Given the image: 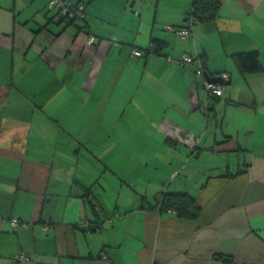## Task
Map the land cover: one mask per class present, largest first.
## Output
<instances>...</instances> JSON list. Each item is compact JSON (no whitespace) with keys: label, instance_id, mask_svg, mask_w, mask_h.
Listing matches in <instances>:
<instances>
[{"label":"crops","instance_id":"1","mask_svg":"<svg viewBox=\"0 0 264 264\" xmlns=\"http://www.w3.org/2000/svg\"><path fill=\"white\" fill-rule=\"evenodd\" d=\"M86 1L88 33L83 23L57 22L46 0H0V264H264V71L243 77L230 58L256 50L264 69V0H220L219 17L193 25L185 47L174 29L192 0H166L188 4L163 32L157 15H126L128 0ZM154 38L168 42L171 59L206 54L210 75H229L223 96H207L194 65L132 57ZM140 74L151 79L146 91L136 86ZM135 98L144 113L162 115L144 124L154 134L139 143L90 137L100 145L89 150L86 131L97 135L109 122L105 111L89 122L86 115L112 102L114 129ZM110 176L130 188L128 198L108 196L121 187ZM167 187L197 199L196 220L142 205L141 196L152 201Z\"/></svg>","mask_w":264,"mask_h":264},{"label":"rangeland","instance_id":"2","mask_svg":"<svg viewBox=\"0 0 264 264\" xmlns=\"http://www.w3.org/2000/svg\"><path fill=\"white\" fill-rule=\"evenodd\" d=\"M135 1H136V4H135ZM46 2H47V0H46ZM187 4L188 3H186V4H174V3H170L166 0L158 1V2H156L155 0H128L127 1L126 15H133L134 14L133 11L137 15L141 12L142 13V19H145V18H152L153 19L154 16L157 15V22H158L157 31L163 32L162 30L165 27L164 22H168V20L174 19L176 17V15H178L182 10H184V8L187 6ZM46 8H47L46 10H49L50 13H53V14L55 13L54 10L49 9V6L47 4H46ZM189 8H190V6L188 7V10H189ZM96 10H98V9L96 8ZM136 14H134V15H136ZM81 19H83V17ZM136 19L138 21L139 17L137 16ZM174 36L176 37L178 47H180L181 45L185 47V46L189 45V42H191V41L194 42L193 34H191V36L189 38H187V37L182 38V37H180V35L178 36L176 34ZM134 49L135 48H133L132 50H134ZM165 54H167V53H165ZM183 54H186V53H183ZM183 54L181 53V55H183ZM132 57H134V56H132ZM180 57L182 60V56H180ZM137 58L138 57H135V59H137ZM167 58H169V57H167ZM179 59L180 58L176 59V62ZM183 64L193 65L192 63H190V64L183 63ZM118 65H120V63H118L116 66H118ZM199 69L202 71L200 66H199V68H196V67L193 68L192 74H195L196 76H200V74H197V70H199ZM150 85H151V79L150 78L149 79L146 78L145 82H142L141 74L137 76L136 86H140V89L146 91L147 86H150ZM98 86H100V85H98ZM152 86L154 87V86H156V84L153 82ZM175 94H177V93H175ZM121 100L122 99L120 97L118 99V102H120ZM137 102H138L137 98L133 99L131 101V103L128 105V107L130 108V109H128V111H126L125 113H123V111L119 112L118 116L115 119L116 122L119 124L116 125V127L114 129H113L114 125L112 123V120H113V117H115V114H114L113 110L110 111V107L114 103L111 102L107 108L103 104L98 105V107L96 108L98 111L97 114L94 113L92 115L89 113L88 115H86V121H88V122L91 121L92 117L96 118L97 116H99V113L101 111H105L107 113L105 115H103L104 121L109 122V123H107V126L105 128L109 127V130L97 131L98 133H97V135H95L96 131L89 129L88 131H86V134H87L86 137H83L81 139L82 142H87L89 144V145H86L89 150L93 149L95 152H99V149L95 145H100V142L96 141L93 143L92 138H90V137H94L96 140L105 139V141H106L107 137L109 138V140H112V139L114 140V139L118 138L120 134H123L126 137V139H131V140L135 141L136 143H139L138 140L140 138H142V136L144 134H147L148 132L149 133L152 132L154 134V131H148L147 132V130L144 128V124H146L147 121H151V122L157 121V120H159V118L162 117V115H160V114L148 115V114L144 113L138 107ZM133 108L136 109L137 112L133 111L132 110ZM157 109L160 112L163 111V108H157ZM169 110L171 112L172 109L170 108ZM174 116H175L174 117L175 122H177L179 124H182V123L188 124V121L185 120L184 115H174ZM99 134H102V135H99ZM111 134H112V138H110ZM157 136H158V134H157ZM95 147H96V149H95ZM101 147H104V146H101ZM103 149H104V155H105V153H107V159H108L109 163L110 164H117L118 160H116L115 154L112 151H108L110 149H107L106 146ZM90 156L91 155H89V157ZM125 156H127V155L125 154ZM89 157H88V159H90ZM121 159H122V157H121ZM104 162H105V159H104ZM120 163H121V160H120ZM188 165L190 166L191 163H188ZM200 165H201V162H200ZM110 169L114 170L112 165H111ZM94 171H98V168L95 166H94ZM98 176H101V174L99 172H98ZM110 179H112V181H114V183H116L117 186L121 185V187H120V189H118V191L120 193H118L117 189H113V187H112V189H110L108 196L110 195V197L119 196L120 198H125V197L128 198L129 197L128 190L130 188L128 186H125L121 181H119L117 179H114L112 177ZM108 183L109 182H107V186H108ZM97 184L100 185L99 180H97ZM165 189H167V188H161V191H163ZM84 222H86V221H84ZM87 223L89 224V227H91L90 223L89 222H87Z\"/></svg>","mask_w":264,"mask_h":264},{"label":"trees","instance_id":"3","mask_svg":"<svg viewBox=\"0 0 264 264\" xmlns=\"http://www.w3.org/2000/svg\"><path fill=\"white\" fill-rule=\"evenodd\" d=\"M48 3V0H47ZM220 8H221V1L220 0H192V3L190 5L189 11L186 13L185 16V23L184 26L189 27V21L191 20V26L195 25L194 22L201 23V22H207V21H215L220 14ZM53 10V9H51ZM54 17L57 16V11L54 10ZM57 22H60V18H56ZM83 18L80 23H83L81 29H84L86 32L88 31V25L86 22V25L84 23ZM75 21V20H74ZM72 21L71 24H75L76 26H80L79 22ZM87 27V28H86ZM178 28V27H177ZM88 33V32H87ZM168 42H164L160 39H153L151 40L148 47H146L147 53L155 52L159 55L168 57L165 53V48ZM165 45V46H164ZM165 53H164V52ZM192 57V64L199 68V64L201 65L202 73L200 76L203 78V82L207 81L206 79V73L210 75L206 71V62L207 57L206 54L196 55L193 56L189 54ZM230 58L233 61V64L235 68L237 69L238 73L243 76L247 77L249 75H256L259 73H262L264 71L260 59H259V53L256 50L253 51H244V52H233L230 55ZM168 60L175 61L176 64H179L176 62V59L167 58ZM215 76V75H210ZM205 91L207 93V96L210 98H213V102L218 101V97L216 95H213L212 92L207 89L206 87ZM236 105H240L241 103L236 102ZM206 110L202 109V113L208 117L209 115L214 113L213 104L211 107L205 108ZM243 172L242 169L238 170L236 173ZM236 173H229L228 176H235ZM224 176V177H228ZM83 189L82 197L87 199L88 202L91 204V206L95 209V204L92 202L93 195L91 192V189L89 187H81ZM141 203L146 209H155L159 208L161 211H168L171 210L175 216L180 220H190L194 221L196 220L200 215V204L198 203L197 199L193 196H191L187 191L185 190H176L173 188L167 187V189L158 192L153 197V200H149L144 196H141Z\"/></svg>","mask_w":264,"mask_h":264},{"label":"built area","instance_id":"4","mask_svg":"<svg viewBox=\"0 0 264 264\" xmlns=\"http://www.w3.org/2000/svg\"><path fill=\"white\" fill-rule=\"evenodd\" d=\"M67 2L69 3V6H67ZM47 5L49 6V9H53L57 11V17H60V13L62 12L68 19V21L72 20V19H81L84 16V12L78 13L77 10L72 7L71 2H69V0H48ZM80 14V18L77 17V15ZM189 23V27H188V31H181L179 28L174 29V32L176 35H180V37L182 38H186V37H190L191 36V20L188 22ZM88 42L91 44L93 42V38L90 37ZM133 52V56L134 54L137 55L138 52L135 51V49L132 51ZM141 56V55H140ZM182 56V60L181 57L179 60H177L178 63H187L190 64L192 63V58L189 54H183ZM199 66L201 67V65L199 64ZM202 71L199 69L197 70V74H201ZM204 87H206L207 89H209L213 95H217L220 94L221 90L220 88L216 85L215 82H210V81H204L203 82ZM11 223L14 227H17V220L16 219H12ZM87 225L89 226L88 223L84 222L81 223V225ZM95 230H100V228L98 226L93 227Z\"/></svg>","mask_w":264,"mask_h":264},{"label":"bare ground","instance_id":"5","mask_svg":"<svg viewBox=\"0 0 264 264\" xmlns=\"http://www.w3.org/2000/svg\"><path fill=\"white\" fill-rule=\"evenodd\" d=\"M69 2H71V4H72V7H74L76 10H77V12L78 13H81V12H84V16H83V18H85V11H86V5H87V1L86 0H69ZM67 6H69V3L67 2ZM190 9V8H189ZM189 11V10H188ZM77 17L78 18H80V14H78L77 15ZM56 18H60V21H61V23H63L65 26H74V24H71V22L72 21H74L75 23L76 22H79V21H81L82 19H72V20H70V21H68V19H67V17L61 12L60 13V17H55V19ZM195 24H197V22H194ZM181 31H185V32H187L188 31V27H186V26H184V24L183 25H181V26H177ZM89 38L90 37H92L93 38V42L90 44L88 41H87V44L88 45H92L93 43H94V41H95V38L93 37V36H91V35H89L88 36ZM89 38H88V40H89ZM187 38H189V37H187ZM135 51H137L138 52V54L137 55H135L134 54V57H142V56H144V55H148V53H147V51H146V48H139V47H136L135 48ZM152 54H156V55H159V54H157V53H155V52H152ZM188 54V53H187ZM141 55V56H140ZM181 66H184L185 64H183V63H181L180 64ZM206 75V74H205ZM215 76H217V77H220L222 80L221 81H216L215 83H216V85L220 88V90H221V92H220V94H217L216 96L218 97V98H220V97H222L223 96V94H224V90H225V86L229 83V75L227 74V73H225V72H221V73H217V74H215ZM208 81V80H207ZM205 108H207V107H205ZM204 108V110H206ZM93 226L92 227H96V226H98L100 229L102 228L101 227V223H97V224H95V223H93L92 224ZM83 227H85V228H88V229H90V227L89 226H87V225H83ZM92 229V228H91ZM17 259H19V260H22L24 257H23V255H21V254H19V255H16L15 256ZM101 257L103 258V259H105L106 258V255L104 254V253H102L101 254Z\"/></svg>","mask_w":264,"mask_h":264},{"label":"water","instance_id":"6","mask_svg":"<svg viewBox=\"0 0 264 264\" xmlns=\"http://www.w3.org/2000/svg\"><path fill=\"white\" fill-rule=\"evenodd\" d=\"M206 79L210 82H216V81H221L222 79L217 76H210L206 73Z\"/></svg>","mask_w":264,"mask_h":264}]
</instances>
